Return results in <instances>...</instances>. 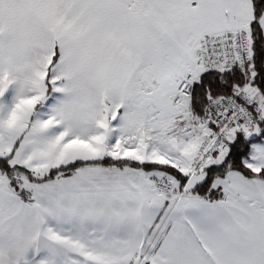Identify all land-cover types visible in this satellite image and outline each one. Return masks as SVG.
Wrapping results in <instances>:
<instances>
[{
	"label": "snow or ice",
	"instance_id": "1",
	"mask_svg": "<svg viewBox=\"0 0 264 264\" xmlns=\"http://www.w3.org/2000/svg\"><path fill=\"white\" fill-rule=\"evenodd\" d=\"M0 264H264V0H0Z\"/></svg>",
	"mask_w": 264,
	"mask_h": 264
}]
</instances>
